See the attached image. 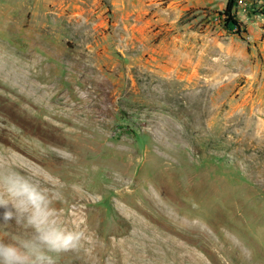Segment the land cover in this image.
Returning <instances> with one entry per match:
<instances>
[{
    "label": "rangeland",
    "instance_id": "rangeland-1",
    "mask_svg": "<svg viewBox=\"0 0 264 264\" xmlns=\"http://www.w3.org/2000/svg\"><path fill=\"white\" fill-rule=\"evenodd\" d=\"M236 1L241 34L230 0H0V170L88 237L57 264H264V0Z\"/></svg>",
    "mask_w": 264,
    "mask_h": 264
},
{
    "label": "clouds",
    "instance_id": "clouds-1",
    "mask_svg": "<svg viewBox=\"0 0 264 264\" xmlns=\"http://www.w3.org/2000/svg\"><path fill=\"white\" fill-rule=\"evenodd\" d=\"M32 176L15 167L0 170V223L15 221L25 229V234L0 240V264H57L59 254L88 239L82 219L69 227L53 207L60 193Z\"/></svg>",
    "mask_w": 264,
    "mask_h": 264
},
{
    "label": "trees",
    "instance_id": "trees-1",
    "mask_svg": "<svg viewBox=\"0 0 264 264\" xmlns=\"http://www.w3.org/2000/svg\"><path fill=\"white\" fill-rule=\"evenodd\" d=\"M237 4L236 0H230L228 9L226 12L223 13L224 19H225V24L228 27L236 29L237 33L241 34L243 31V24L232 14V7L233 5Z\"/></svg>",
    "mask_w": 264,
    "mask_h": 264
}]
</instances>
